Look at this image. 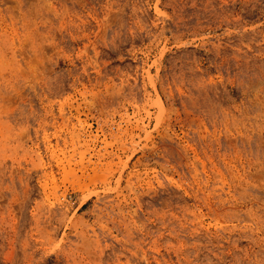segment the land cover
Listing matches in <instances>:
<instances>
[{
  "label": "rangeland",
  "instance_id": "rangeland-1",
  "mask_svg": "<svg viewBox=\"0 0 264 264\" xmlns=\"http://www.w3.org/2000/svg\"><path fill=\"white\" fill-rule=\"evenodd\" d=\"M62 262L264 264V0H0V264Z\"/></svg>",
  "mask_w": 264,
  "mask_h": 264
},
{
  "label": "bare ground",
  "instance_id": "bare-ground-1",
  "mask_svg": "<svg viewBox=\"0 0 264 264\" xmlns=\"http://www.w3.org/2000/svg\"><path fill=\"white\" fill-rule=\"evenodd\" d=\"M98 252V251H97ZM102 255V254H101ZM101 255H99V256H101ZM59 257V256H58ZM59 259V258H58ZM97 259H98V257H97ZM62 264H63V262H62ZM70 264V263H69Z\"/></svg>",
  "mask_w": 264,
  "mask_h": 264
}]
</instances>
